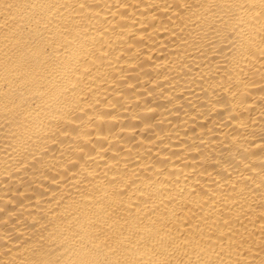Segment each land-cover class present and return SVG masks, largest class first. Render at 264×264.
I'll list each match as a JSON object with an SVG mask.
<instances>
[{
  "label": "bare ground",
  "instance_id": "1",
  "mask_svg": "<svg viewBox=\"0 0 264 264\" xmlns=\"http://www.w3.org/2000/svg\"><path fill=\"white\" fill-rule=\"evenodd\" d=\"M0 264H264V0H0Z\"/></svg>",
  "mask_w": 264,
  "mask_h": 264
}]
</instances>
